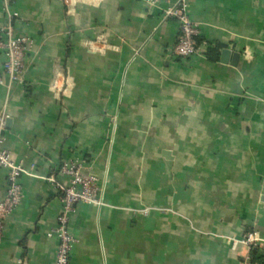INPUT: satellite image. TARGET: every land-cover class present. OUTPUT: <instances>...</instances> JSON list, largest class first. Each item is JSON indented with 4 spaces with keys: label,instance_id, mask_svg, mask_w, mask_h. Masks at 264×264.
<instances>
[{
    "label": "crops",
    "instance_id": "1",
    "mask_svg": "<svg viewBox=\"0 0 264 264\" xmlns=\"http://www.w3.org/2000/svg\"><path fill=\"white\" fill-rule=\"evenodd\" d=\"M15 7L33 46L24 81L0 83V111L28 173L0 264H55L69 159L104 184V204L71 214L70 264H264V243L242 241L264 237V0H188V60L171 55L178 21L147 0ZM7 185L2 169L0 199Z\"/></svg>",
    "mask_w": 264,
    "mask_h": 264
},
{
    "label": "built area",
    "instance_id": "2",
    "mask_svg": "<svg viewBox=\"0 0 264 264\" xmlns=\"http://www.w3.org/2000/svg\"><path fill=\"white\" fill-rule=\"evenodd\" d=\"M17 0H3L8 16L6 24L0 26V83L9 85L22 83L28 68V54L33 46V37L18 34L15 18L19 16L16 9ZM153 6H161L165 16L176 19L179 23L178 40L171 48V55L183 60L194 56L199 49L197 37L200 34L199 22L188 13V0H147ZM9 114L0 111V170L7 171L8 185L3 198L0 199V241L5 232L6 219L20 206L24 198L22 176L28 173L23 160H16L10 149L5 146ZM60 172L66 175L69 183L54 180L61 193L62 210L57 218L53 233L57 237L55 264H70V255L75 237L70 230V217L79 202L97 205L104 204V184L99 177L84 170L83 163L77 159L65 160ZM145 209L144 212H147ZM242 241L252 248L264 243V237L258 232H248Z\"/></svg>",
    "mask_w": 264,
    "mask_h": 264
},
{
    "label": "water",
    "instance_id": "3",
    "mask_svg": "<svg viewBox=\"0 0 264 264\" xmlns=\"http://www.w3.org/2000/svg\"><path fill=\"white\" fill-rule=\"evenodd\" d=\"M228 52H229V50L228 49H224L223 50V53H222V55H223V59H225V57H226V55L228 54ZM8 121H10V120H8ZM165 156L167 157V158H169V160H174V158H172L173 156L172 155H170V153L169 152H167V153H165ZM175 168H180V163H179V161L178 160H176V162H175Z\"/></svg>",
    "mask_w": 264,
    "mask_h": 264
}]
</instances>
